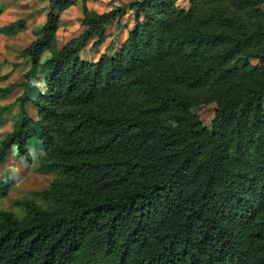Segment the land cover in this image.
Returning a JSON list of instances; mask_svg holds the SVG:
<instances>
[{
    "label": "trees",
    "instance_id": "1",
    "mask_svg": "<svg viewBox=\"0 0 264 264\" xmlns=\"http://www.w3.org/2000/svg\"><path fill=\"white\" fill-rule=\"evenodd\" d=\"M80 1L84 28L59 47ZM176 1H48L28 69L0 85V98L21 89L0 105V165L34 140L56 175L13 200L21 216L0 209V264H264V0ZM130 10L116 50L84 58ZM207 103L210 126L192 111ZM8 188L0 177V198Z\"/></svg>",
    "mask_w": 264,
    "mask_h": 264
},
{
    "label": "rangeland",
    "instance_id": "2",
    "mask_svg": "<svg viewBox=\"0 0 264 264\" xmlns=\"http://www.w3.org/2000/svg\"><path fill=\"white\" fill-rule=\"evenodd\" d=\"M1 7L8 4L6 12H0V25L8 24L14 14L15 18L28 14V9L32 8L37 11L40 8H45L47 0H0ZM131 0H86L88 7L97 12H102L110 9L115 3L122 4ZM23 3H28V6L23 7ZM176 4L181 8H188V0H177ZM264 10V2L257 6ZM5 8V7H4ZM81 1L70 7L63 13V19L58 28L56 39L57 45L60 47L70 38L77 36L83 30L81 24ZM133 12L130 10L120 20L119 24H110L106 28L107 39L98 48H92L90 44L82 51V55L86 59H94L99 52L112 53L116 50L118 42L120 43L125 36L124 26L133 23ZM41 18H34V23L31 28H27L24 33L11 37H0V85L4 86L11 82L21 80V75L24 72V65L17 64V59L23 48V41L28 38H34L35 28L40 24ZM126 25V26H127ZM35 29V30H34ZM34 31V32H33ZM112 41V42H111ZM111 42L110 46H107ZM19 53V54H18ZM252 63L258 64L257 59H251ZM21 92L20 88L14 89L9 95L0 98V105L11 103L15 97ZM37 92V91H36ZM32 97L34 94H31ZM32 104H28V110L31 116L35 117V110ZM216 108L215 103L201 104L192 108L206 126H210L211 119ZM16 111V107L13 108ZM11 119L7 114L4 115L2 122L0 121V138L11 131ZM30 156L28 158L20 157L16 151L12 150L3 165H0V177L5 185H8V191L5 196L0 198V209L11 210L18 216H21L23 211L20 207L13 204V200L24 196L31 197L37 191L46 188L50 181L55 177L54 171H46L39 167L41 157V144L39 141L32 140L29 143Z\"/></svg>",
    "mask_w": 264,
    "mask_h": 264
},
{
    "label": "crops",
    "instance_id": "3",
    "mask_svg": "<svg viewBox=\"0 0 264 264\" xmlns=\"http://www.w3.org/2000/svg\"><path fill=\"white\" fill-rule=\"evenodd\" d=\"M48 1L49 0H47V2H45V5H44L45 8H40L37 11H33L32 8H29L28 9V14L21 16L23 18H26L25 27L23 29L19 30L14 35H18V34L24 33L27 30V28H31V26L34 23V18L36 16H37V18H41L40 24L38 25V27L36 26V28H35L36 30L34 29L35 30V34L37 35L38 34V29L40 28V26L44 22V19H45V16H46ZM0 2H2V1H0ZM2 3H4V2H2ZM22 6L26 7V6H28V3H23ZM7 8H8V4L7 3H5V6H3V7H1V5H0V12L4 11V13H5ZM21 17H18V18H21ZM18 18H15L14 14H13L10 22H12V21H14V20H16ZM14 35H4V34L0 33V37L1 36H3V37H11V36H14ZM34 38L33 37L32 38H28L26 41H23V48L26 47L27 45H29V43ZM22 49H21V51H22ZM17 62H18L17 64H23L24 65V67H25L24 71L27 70L29 65H30L28 58L19 57L17 59ZM40 82H41V80L39 82H37L35 80L32 81V87H31L32 94H34L36 91H38L39 87L41 86Z\"/></svg>",
    "mask_w": 264,
    "mask_h": 264
}]
</instances>
